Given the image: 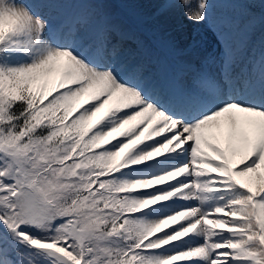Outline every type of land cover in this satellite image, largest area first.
Returning <instances> with one entry per match:
<instances>
[{"label": "snow or ice", "instance_id": "6c2138e0", "mask_svg": "<svg viewBox=\"0 0 264 264\" xmlns=\"http://www.w3.org/2000/svg\"><path fill=\"white\" fill-rule=\"evenodd\" d=\"M51 2L0 0V264H264V0L227 48L182 0L215 53L113 11L175 0Z\"/></svg>", "mask_w": 264, "mask_h": 264}, {"label": "bare ground", "instance_id": "6f19581e", "mask_svg": "<svg viewBox=\"0 0 264 264\" xmlns=\"http://www.w3.org/2000/svg\"><path fill=\"white\" fill-rule=\"evenodd\" d=\"M218 0L215 2L217 4ZM66 3L67 0H53V2L51 3H47V4H41L38 6L39 10L42 11H51L50 14L53 15H57L59 17H65L67 14V7H66ZM48 5V6H46ZM177 5L178 7V11H176L175 6ZM145 10L148 11L151 15H153L155 18V21L160 24L161 26H163V30H168L170 29L173 33V35L175 36L174 39L177 40H183L184 33L181 30V27H183L184 25L191 27L192 25L195 26L196 24L188 21L184 15V9L182 7V0H175V3L172 7L168 8L167 10L161 11L159 10L155 5H149V6H145ZM235 15V13H234ZM182 18H185L186 23H184L183 20H181ZM219 21H221V23H218ZM225 21L227 22V26L226 24L222 21V15L219 16L217 19H211L209 21L210 25L213 26V28H216L218 33H222L223 35V27H228V30H230V26H231V21L232 19L226 17ZM236 31L233 30L231 31V35L235 34ZM221 35V36H222ZM229 37V36H228ZM239 40L241 39V34H238L236 36ZM239 40H236V38H234V42H237Z\"/></svg>", "mask_w": 264, "mask_h": 264}, {"label": "rangeland", "instance_id": "374dc122", "mask_svg": "<svg viewBox=\"0 0 264 264\" xmlns=\"http://www.w3.org/2000/svg\"><path fill=\"white\" fill-rule=\"evenodd\" d=\"M216 1L217 0H211V3H210V8H209V19L210 20L211 19H217L216 17L218 16V13H219V10L215 9V7L217 5L215 3ZM228 2H230V1H228ZM235 6L236 7H234L233 11H237V13H240V6L237 4H235ZM117 9H118V14H120L124 18H128L129 16L134 15L140 21L142 27L148 33H150L151 36H152V32L154 30H158L159 34L161 36L175 38V36L172 34L173 32L171 30H169V29L163 30L162 29V26L155 21V19H154L155 17L153 15H151L148 11L145 10V7L138 8V9H128V8L117 7ZM175 9L177 12H179L177 5L175 6ZM225 12L223 11V13H225ZM191 27L193 28L191 30L186 26L182 27L183 28L182 31H183L185 37H191L193 34H198V38L201 40V43H202V45H204L205 48H208L214 44H216V48H217L216 40L214 39V37H212V34L209 32L208 26L196 24L195 26L192 25ZM224 29H225V27H224ZM209 40H210V42H209Z\"/></svg>", "mask_w": 264, "mask_h": 264}]
</instances>
